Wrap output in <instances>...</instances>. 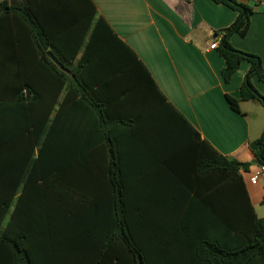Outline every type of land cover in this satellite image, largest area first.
<instances>
[{"label":"trees","instance_id":"trees-1","mask_svg":"<svg viewBox=\"0 0 264 264\" xmlns=\"http://www.w3.org/2000/svg\"><path fill=\"white\" fill-rule=\"evenodd\" d=\"M212 1L238 12L216 34L223 80L251 65L240 100H226L235 112L240 101L264 106L251 83L264 77L260 57L230 42L247 35L254 9ZM126 79L154 105L110 121L101 89ZM126 144L148 150L171 181H121ZM100 145L111 181L97 200L91 181H73V164ZM250 148L264 166V131ZM250 167L201 139L92 0H0V264H264V218L242 175Z\"/></svg>","mask_w":264,"mask_h":264},{"label":"crops","instance_id":"crops-1","mask_svg":"<svg viewBox=\"0 0 264 264\" xmlns=\"http://www.w3.org/2000/svg\"><path fill=\"white\" fill-rule=\"evenodd\" d=\"M92 1L98 15L135 53L161 94L201 139L229 160L251 164L242 175L257 215L264 218V173L250 148L264 131V106L258 100L240 101V112H235L226 100V95L240 100V89L251 65L243 61L226 83L222 78L226 61L217 49L210 48L214 42L219 44L222 35L216 34L231 27L238 12L212 0ZM241 2L251 5L254 14L247 35L243 38L234 34L230 42L236 50L260 57L264 68V3ZM251 83L264 97V79L254 76ZM101 96L110 121L138 120L154 105L142 84L133 80L110 81L101 89ZM119 131L124 139H131L127 127L122 125ZM124 148L119 151L123 157L121 181H171L163 178L161 165L148 150L129 144ZM109 164V148L93 147L85 159L73 164V181H91L93 197L105 199L110 192ZM252 177L257 178L256 183L250 182Z\"/></svg>","mask_w":264,"mask_h":264},{"label":"built area","instance_id":"built-area-1","mask_svg":"<svg viewBox=\"0 0 264 264\" xmlns=\"http://www.w3.org/2000/svg\"><path fill=\"white\" fill-rule=\"evenodd\" d=\"M256 3H264V0H254ZM211 49H217L218 48V43L214 42L211 47ZM261 172L264 173V166H260ZM252 183H256L257 182V178L256 177H252L250 180Z\"/></svg>","mask_w":264,"mask_h":264},{"label":"water","instance_id":"water-1","mask_svg":"<svg viewBox=\"0 0 264 264\" xmlns=\"http://www.w3.org/2000/svg\"><path fill=\"white\" fill-rule=\"evenodd\" d=\"M48 56L57 64L59 65L60 68H63L62 65L59 64V62L55 59V57L51 54V53H48ZM264 79V77H263Z\"/></svg>","mask_w":264,"mask_h":264},{"label":"rangeland","instance_id":"rangeland-1","mask_svg":"<svg viewBox=\"0 0 264 264\" xmlns=\"http://www.w3.org/2000/svg\"><path fill=\"white\" fill-rule=\"evenodd\" d=\"M259 108L258 109H261L260 106H258ZM262 107V106H261Z\"/></svg>","mask_w":264,"mask_h":264}]
</instances>
